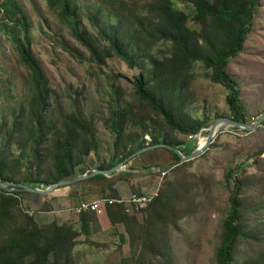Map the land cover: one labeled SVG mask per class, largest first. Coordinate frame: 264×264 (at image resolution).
Instances as JSON below:
<instances>
[{
	"label": "rangeland",
	"instance_id": "rangeland-1",
	"mask_svg": "<svg viewBox=\"0 0 264 264\" xmlns=\"http://www.w3.org/2000/svg\"><path fill=\"white\" fill-rule=\"evenodd\" d=\"M15 1L32 26V50L53 90L46 111L47 126L52 132L47 148L48 169L52 164L53 144L62 135V117L76 112L93 124L98 144L97 150L91 151L81 167L91 171L108 163L115 155L116 140L109 128L111 113L128 104L132 106L133 121L128 124L127 133L142 135L138 142L144 146L148 147L154 138L160 142L169 138L173 142H183L178 147L182 152L186 151V146L191 152L197 148L203 129L193 136L172 133L160 116L135 98L132 81L149 73L151 58L161 61L171 49L170 43L152 41L145 32H140L139 20L145 18L153 0H74L79 7L78 31L85 34L88 41L107 51L109 40L103 41L100 33L111 35L115 28H119L123 40L137 53L138 65L134 68L115 56L108 59L105 66H98L90 60L87 51L72 37L69 23L63 22L61 15L50 8L48 0ZM171 2L174 9L188 15L191 29L202 31L203 26L196 23L190 14L191 3L187 0ZM10 19L5 11L0 12V152L5 151L14 171L26 177L35 170L34 146L31 142L24 145V140L30 135L27 123L22 122V130L7 145L13 120L22 110L26 117L32 94L31 78L27 68L20 64L18 55V50L24 45V33ZM227 72L238 85L240 103L249 123L258 121L264 116V0L258 2L243 52L231 60ZM209 73L201 62L190 68L184 84L185 101L182 100L181 106L191 120L206 117L212 125L216 120L229 116V107L226 102L228 91L213 83ZM203 134L206 135L205 132ZM173 162L169 159L154 164L149 162L148 165L154 167L150 170L149 180L156 185L163 182L161 187L165 184L172 187L164 198L166 203L175 206L172 220L167 213H163L161 219H151L148 206L144 213L142 211L136 216L138 224L134 226L133 244L128 238L129 246L125 249L119 247V251L114 253L76 247L75 264H136L137 260L138 263L149 264L151 253L145 250L147 241L143 240L141 230L146 222L151 224L147 231H143L146 239H150V233L156 229V233L163 234L175 264H216L215 255L221 245L223 223L230 210L232 188L241 192L244 233L238 241L235 264L254 263L264 257V125L249 133L229 128L219 134L201 156L177 167L161 180L158 172L170 170ZM129 169L132 170L127 165L125 170ZM231 169L235 170L232 186L227 181ZM120 187L128 191L125 183L122 182ZM109 195L106 197L113 194ZM147 248L150 250V246Z\"/></svg>",
	"mask_w": 264,
	"mask_h": 264
},
{
	"label": "trees",
	"instance_id": "trees-1",
	"mask_svg": "<svg viewBox=\"0 0 264 264\" xmlns=\"http://www.w3.org/2000/svg\"><path fill=\"white\" fill-rule=\"evenodd\" d=\"M187 1L192 4L190 14L194 21L203 26L201 32L188 26V15L174 9L171 0H153L145 18L139 20L140 32H145L152 41L164 40L170 43L171 49L161 61L151 58L149 73L141 74L132 81L137 102L151 108L163 119L172 133L179 132L185 136H193L200 130L210 127V121L206 117L191 120L182 111L181 106L182 100L185 101L183 91L189 70L195 63L201 62L203 67L210 71L212 82L223 86L228 91L226 97L229 107L228 117L237 122L249 123L247 113L240 103L238 85L228 74L227 67L231 60L244 50L252 30L259 0ZM48 2L50 8L64 19L62 21L69 23L72 37L87 51L90 60L98 66H105L112 56L119 58L130 68L138 65L137 53L133 52L130 45L123 40L119 34V28H115V32L111 35L100 33L103 41L109 40V50L103 51L88 41L85 34L78 31L79 7L74 0H48ZM4 11L11 18L14 26L24 33V45L18 50L19 62L27 68L32 88L27 115L25 117V112L22 110L14 118L8 132L7 145L15 140L18 131L22 130V122L27 123V127H30V135L24 140V145L31 142L34 146L35 170L30 176L18 175L11 166L9 155L1 151L0 182L47 188L61 181L73 180L87 172V169L81 166L91 151H96L98 148L94 135L95 128L79 112L63 115L62 135L53 144L52 164L48 169L47 148L52 132L47 126L46 111L53 90L33 53L30 33L32 26L22 8L15 0L0 1V12ZM119 76L123 77V75H116V77ZM131 109L132 106L128 104L126 107L119 106L112 111L109 128L110 132L116 136L115 155L108 163L99 165L97 170L111 169L146 147L142 142H138L142 135L127 133L128 124L133 121ZM162 144L176 148L182 146L183 142H173L169 138L160 142L154 138L149 146ZM185 148L186 151H183L185 154L192 153L189 151V146ZM164 151L168 152L174 160L168 173L189 163V161L182 163L179 156L170 151ZM138 157L141 156H137L133 161ZM136 168L137 166H132V170ZM153 168L147 166L143 167V170L150 171ZM234 174V169L227 174V181L231 186L235 179ZM89 180L108 181L101 187L100 194H104L103 198H107L106 191H110V195L113 194L110 198L113 200L119 199L114 189V180H124L129 184L132 181L128 178V173L116 175L112 180L98 174ZM80 182L82 181L77 183ZM171 191L172 187L169 184L159 188L158 197L148 207L151 219H161V215L167 213L172 220L176 213L175 206L173 203L168 204L164 201L165 196ZM31 196L38 199L45 198L37 193L9 192L0 189V264H75L74 250L80 243L77 240L79 232L71 225L59 222L40 225L35 219L36 211L28 203V198ZM240 196V189L237 191L232 188L229 197L230 210L223 223L222 241L215 255L216 264H235L238 241L244 236ZM105 211L112 225H124L127 237L133 244L135 242L134 226L138 224L136 216L127 215L120 205L106 206ZM30 212L34 214L31 215ZM149 226L151 224L146 222L145 227H141L143 240L147 241L144 245L145 250L151 253L149 264H175L170 245L167 239L163 238V234L156 233L158 232L156 229L150 233V239H146L143 231H147ZM147 246H150V250ZM136 264L142 263H138L137 260ZM249 264H264V257Z\"/></svg>",
	"mask_w": 264,
	"mask_h": 264
},
{
	"label": "crops",
	"instance_id": "crops-1",
	"mask_svg": "<svg viewBox=\"0 0 264 264\" xmlns=\"http://www.w3.org/2000/svg\"><path fill=\"white\" fill-rule=\"evenodd\" d=\"M169 159H172L170 154L163 149H159L151 151L140 158L138 157L134 161L132 160L128 168H132V166H137V168L123 172L128 173V178L132 180L131 183H126L124 180H114V189L117 191L118 198L128 199L133 195L154 194V191L157 190L160 184L158 183L156 185L155 182L153 183L152 180H149L151 172L143 170V167H147L150 164L149 162H153L154 164L159 163V161H168ZM93 170L97 169L93 168L91 171ZM89 171L87 169V172ZM114 176L116 174L107 178L108 180H112ZM122 182L127 185L128 191L120 187ZM107 183L108 181L99 182L88 179L77 184L62 186L52 194L46 195L45 198L38 199L37 197L31 196L28 198V203L36 211L35 219L40 225L59 222L61 224L71 225L78 231L79 236L77 240L80 243L77 247L93 249L99 253L106 250L112 253L118 252L119 247L125 249L129 246L124 225H112L106 211L101 213L89 212L82 215H77L74 211V208L81 202H92L102 199L105 195L100 194L101 187ZM106 193L109 194L110 191H106Z\"/></svg>",
	"mask_w": 264,
	"mask_h": 264
},
{
	"label": "water",
	"instance_id": "water-1",
	"mask_svg": "<svg viewBox=\"0 0 264 264\" xmlns=\"http://www.w3.org/2000/svg\"><path fill=\"white\" fill-rule=\"evenodd\" d=\"M263 125H264V116L260 117L258 121L253 122V123L237 122L229 117H223V118L216 120L209 128H205V129L210 130L208 142L203 146H197V148L188 155L184 154L182 150L179 149L178 147L174 148V147L167 146L164 144L156 145V146H148V147H145L133 153L129 158H127L126 160H124L123 162L119 163L118 165H116L115 167L111 169L89 171L84 174L78 175L73 180L61 181L59 183L52 184L47 188L33 187L30 185L14 183V182H0V189L9 191V192H14V191L32 192V193H37V194L44 195V196L50 195L62 186L72 185L79 181L90 179L98 174H102L106 177H111L112 175H115L119 172L124 171L125 167L129 165L132 162V160L136 158L137 156L139 155L142 156L150 151L159 150V149H164V150H167V151H170L176 154L177 156H179V158L181 159V162L183 163V162L190 161V160H193L201 156L209 148V145L214 141V139L219 134L227 131L229 128L249 133V132L258 130Z\"/></svg>",
	"mask_w": 264,
	"mask_h": 264
},
{
	"label": "built area",
	"instance_id": "built-area-1",
	"mask_svg": "<svg viewBox=\"0 0 264 264\" xmlns=\"http://www.w3.org/2000/svg\"><path fill=\"white\" fill-rule=\"evenodd\" d=\"M168 172V169L166 171H159L158 174H161L160 179L163 180ZM160 187L161 185H159V188ZM159 188L154 191V194L133 195L128 199L113 200L112 198H102L92 202H81L74 208V211L77 215L89 212L101 213L105 211L106 206L120 205L124 208L127 215L133 216L145 210L153 202V200L158 197ZM30 213L31 215L34 214V212Z\"/></svg>",
	"mask_w": 264,
	"mask_h": 264
},
{
	"label": "bare ground",
	"instance_id": "bare-ground-1",
	"mask_svg": "<svg viewBox=\"0 0 264 264\" xmlns=\"http://www.w3.org/2000/svg\"><path fill=\"white\" fill-rule=\"evenodd\" d=\"M206 133V135H204L203 133ZM209 134H210V130L209 129H203L202 132L199 134L200 140L197 144V146H203L208 142V138H209Z\"/></svg>",
	"mask_w": 264,
	"mask_h": 264
}]
</instances>
